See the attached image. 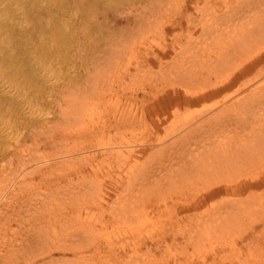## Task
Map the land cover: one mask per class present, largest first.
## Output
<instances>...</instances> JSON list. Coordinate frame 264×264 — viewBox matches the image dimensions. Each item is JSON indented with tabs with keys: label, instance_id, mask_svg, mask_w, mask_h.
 Listing matches in <instances>:
<instances>
[{
	"label": "rangeland",
	"instance_id": "obj_1",
	"mask_svg": "<svg viewBox=\"0 0 264 264\" xmlns=\"http://www.w3.org/2000/svg\"><path fill=\"white\" fill-rule=\"evenodd\" d=\"M257 1H138L133 4L127 21L115 22L114 27L118 32L107 34L100 31L95 47L87 46L83 50L80 48L71 51L70 56L76 63L72 64L73 61L67 60L51 68L52 73L57 75L55 79V74L51 73L55 77L52 79L51 94L60 97L63 95L62 91H67L69 99L77 97L75 102L68 100L61 109L51 108L48 113V127L59 130L63 127L64 130L59 135L66 134L68 138L61 139L63 146L58 144L57 147L41 148L36 153V158L26 161L36 151V146L31 147V132L18 127L8 132L9 137H5V133L0 134V206L2 209L16 207L11 220L0 222V264H185L191 260L198 261L194 264H200L202 258L207 261L206 264H217L214 257L231 253L233 242L237 244V256L241 257L243 254L242 257L246 259L239 264H264V222H257V218L260 220L264 216V209H244L243 214L239 213V222L229 223L232 221L227 218L224 225L215 222V212H210L211 208L206 212L212 202L233 204L249 200L251 204L253 201L257 204L264 197V187L244 194L228 192L215 200L204 199L205 202L197 211L187 209L170 216H167V210L163 214L155 211V208L164 204V200L171 205L181 197L175 205L186 206L191 200L204 194V187L196 179L214 174L207 173L208 168H211L208 161H219L223 157L221 159H224L225 164L222 167H225L226 172L232 171L230 176L237 177L234 175L236 170L248 163L246 160L236 163L239 158L235 154L243 149L237 147L241 146L240 140L246 138V134H252V130L260 131L256 132L257 136L264 132V74L259 79L257 75L261 67L264 71V61L255 66H251L253 62L245 63L244 66L252 67L249 69L252 71L242 74L232 87L222 89L216 97L208 98L202 103L189 102L193 97L199 96L191 94L193 90H201L216 78L219 81L226 80L235 70L240 72L243 68L242 66L239 70L244 49L253 44L264 43L260 39L262 28L260 25L257 27L258 22H264V0H259L261 4L258 5ZM119 16L121 14L116 15L117 18ZM99 70L100 75L96 74ZM67 75L68 79L74 77L77 81L73 85L68 83L65 87ZM89 78L99 79L103 83L105 90L109 91L110 97L108 95L106 98L110 101L105 102L100 92L87 95L85 99L83 88L78 90L77 87L80 84L87 86ZM230 96L232 100L235 96H240L246 102H240L235 109L227 112L229 116L225 114L222 125L220 122L217 124L222 129L228 122H233L234 125H226L224 131H210L212 123L206 121L200 127L197 123L192 125L194 122L191 118L197 112L214 105L218 100L223 102ZM84 101L88 103L80 114L77 110ZM253 118H256L255 122L248 123ZM186 120L188 123L185 125ZM183 124L190 127L187 132L182 130ZM194 126L196 131L193 133L196 135L192 137ZM197 131L201 132L203 138H199ZM40 133L35 135L39 136ZM24 137L27 139L25 146L14 145V142H25ZM247 141L249 139L245 142ZM158 143L162 144L157 150L161 152L156 151ZM115 146L120 147L123 154L115 157L104 155L113 151ZM6 148H9V153H5ZM261 148L258 145L257 152ZM39 153L42 154V159L47 160L40 159ZM57 154L63 155L62 161L54 159ZM93 156L96 159L91 163ZM129 156L131 160L129 166H126L129 168L128 174H124L123 181L119 180L120 183L115 185L110 180V175L116 178L120 172L123 173L125 170L120 171L122 160ZM116 157L119 158L114 160ZM261 157L251 162L254 170L264 171V155ZM88 159L90 163L85 164L84 181H79L77 176L70 181L69 174L63 176L67 172L66 168ZM20 160L25 162L20 164ZM55 163L57 164L54 165ZM96 166L102 170L94 175L93 169ZM39 168L46 171L49 178L45 185L39 183L36 189L43 191V194H39L40 198L35 201L51 199L49 205L61 208L57 209V215L62 218L61 221L51 219L44 223L47 231L42 240L32 236L35 228L27 231L31 224L46 221L49 214L48 218L35 220L37 213L34 212L37 207L22 200L23 205L19 207L16 205L14 192L6 189L15 179L18 187L16 192L21 197L27 191L30 181L22 180L21 177L28 171ZM250 168L251 166H247V170ZM238 172L243 173L240 170ZM35 174L33 184L40 181L39 172ZM54 175L58 177L54 180L56 184L50 178ZM191 178L196 183H190ZM100 189L107 201L103 206L104 213L95 209L87 216L85 221L88 223L84 221L81 225L76 224L74 214H67L63 208H73L77 204L76 197L87 199L84 195L88 191L94 197ZM138 195L146 199V204L141 205L145 212L132 215V211L136 210L131 206ZM119 201L121 205L115 207L118 212H111L114 210L110 209L113 202L119 204ZM121 212L127 216L118 217ZM22 219L30 221L19 224ZM166 219H178V226L162 234L167 237L172 233L165 243H157L156 238L160 237L159 229L162 224H170ZM85 224L95 225L94 232L78 236V228ZM133 224L137 226L131 227ZM18 227H22L21 231ZM136 242H140L141 246L139 245L137 255L134 256L132 248ZM147 246L152 247L153 251L148 250ZM167 246L179 257L177 263L169 260L172 254ZM91 247L92 250L89 251ZM96 247L97 252L94 250ZM78 248H87L84 254L88 258L84 259L79 253L73 252ZM252 252L256 253L254 259L251 257Z\"/></svg>",
	"mask_w": 264,
	"mask_h": 264
},
{
	"label": "bare ground",
	"instance_id": "obj_2",
	"mask_svg": "<svg viewBox=\"0 0 264 264\" xmlns=\"http://www.w3.org/2000/svg\"><path fill=\"white\" fill-rule=\"evenodd\" d=\"M138 1L144 2V0H138ZM138 1L136 0H0V134L5 133L6 134L5 137L6 136L9 137L10 134L8 132H11L12 130H15L14 128H18V127H24L28 133L31 132L32 135L30 136V138L32 140V145L31 144L30 145L31 147L36 146V151L33 150L34 152L32 153V155H29L27 157L26 161H28L29 159L36 158L37 157L36 153L39 152L41 148H47V147H52V146L57 147L58 144L63 146V142L61 139L68 138L66 134L63 136L59 135L60 131L64 130L63 127H61L60 130L58 128H54V127L50 128V126L48 127V122L50 118L48 113L50 112L51 108H55V110L61 109L62 105L68 100L75 102L77 97L69 99L67 97L68 96L66 93L67 91H62L63 95L60 97H56L54 94H51L50 89L52 87L51 85L52 79L54 76H56V78L55 77L54 78L57 79L56 73L54 72L55 74L54 75L51 71L52 70L51 68H53L56 65L63 64L67 60L73 61L72 64L76 63L74 61L75 59L70 56L71 51L73 50L75 51V49H80V48L83 50V48H86L87 46H91L92 48L95 47L96 41H97L96 40L97 35L99 34L100 31H104L107 34L118 32V30H116V28L114 27L115 22L119 20L127 21L128 16L132 11L133 4H136V2ZM256 4L257 5L261 4V1L258 0ZM120 14L121 16L117 18L116 15H120ZM259 25L262 28L261 30L262 34L260 33L261 34L260 39L264 40V22H258L257 27ZM243 52L244 54H242V58H241L242 61L240 62L239 70L241 69L242 66L243 68L240 70V72L238 70H235L234 72H232L233 75L228 77L226 80L223 79L219 81L216 78V80H211V82L209 81V83H207V85L204 86L201 90H198V89L195 91L193 90L191 94L196 93L199 96L193 97L191 100H189V102H192L194 104L200 101L202 103L208 98L216 97L219 94V92H221L222 89L227 88V87L229 89L230 87H232V85L236 83V81L238 80L239 77H241L242 74L252 71V70H249L252 67L244 66L245 63L253 62L251 66H255L264 61V43L263 42L259 44H253L251 45V47H247V49H244ZM176 62H178V60H176ZM262 69L263 67H261L259 71L257 72L258 79L264 74L263 73L264 71H262ZM88 71L90 72V70ZM100 72L101 70H99L96 74L100 75ZM51 73L54 76H52ZM58 73L60 72H57V74ZM71 73H73V71ZM71 73H68V74H71ZM68 78L69 76L67 75V79H66L67 82L65 81L66 84L64 83L65 87L68 83L73 85V82L77 81L73 79L74 77H72V79H68ZM77 88L78 90H81L83 88V93L85 92L86 94L85 99L87 95H92V94L96 95L97 92L98 93L100 92L99 94L100 96L105 98L104 99L105 102L108 100L110 101V99L106 98L109 95V91L105 90L106 89L105 86L103 85V83L99 81V79L96 80V79L89 78L87 80V86H85V84H80V86H78ZM262 92H264V90H262ZM242 101L246 102V99L240 96H235L233 100L231 96L227 97L224 99L223 102H220V100H218L215 104L213 103L214 105H211L210 107H206L205 109H202L200 112H197L198 114L191 118L193 119V122H194V123L192 122L193 123L192 125L194 124L196 125L197 123L198 126L200 127L203 125V123L207 122V123H212V127H210V131H224L226 125L230 126V125H234V123L228 122L222 129L220 126L223 124L222 123L223 117L225 116L227 112H230L233 109H235L237 105H239L240 102ZM87 103H88L87 101L81 102L80 103L81 107L77 110V112L81 114L85 109L84 106ZM61 112H63V110ZM226 115L229 116V114H226ZM252 120L253 121L249 120L248 123H251V124L254 123L256 118H253ZM218 122H220L221 125H218L219 124ZM187 123L188 122L186 120L185 125ZM245 123H247V121ZM185 125L183 124L182 130L187 132V129H190V127L187 128V126L185 127ZM245 130L246 128H244L243 131ZM195 131L196 129L194 126V128L191 131L192 137L196 135L193 133ZM38 132H41V133L39 134V136H36L35 133L38 134ZM48 132L49 134L47 135ZM251 132L252 134L251 133L246 134L245 135L246 138L240 140L241 146L240 145L237 146L236 144L237 147L243 148L241 149L239 153L235 154V156L239 158V160L236 161V163H239L243 160L248 161V163L245 166L239 167L238 169V171L239 170L243 171V173L241 172L239 173L236 170L237 173H234V175H236L237 177L230 176L232 171L226 172V169H224L225 167L224 168L222 167L225 164L224 159H221L223 157H221L219 161H216V160L208 161L207 163L211 165L210 166L211 168H208L207 173L211 174V172H214V174L211 176L209 175V176H204L200 178L198 177L196 179L197 181H199L197 183L201 184L204 187L203 188L204 194H202L200 197L196 198L195 200H191L189 203L186 204V206L184 205L185 207L184 206L177 207L175 205V203L179 202L182 199L181 197L180 199L179 198L175 199L174 200L175 203L174 204L172 203L173 205L172 204L168 205L167 203L168 201L166 202L164 200L163 202L164 204H162L161 207L159 206L160 208L159 207L155 208L156 209L155 211L161 212L160 214H163V211L166 212L167 210L168 212V215L166 213L167 216H170V214L172 213L177 214L178 211L187 210V209L192 210V211H197L198 208L205 202L204 199L205 200H209V199L215 200L219 196H223L227 194L228 192H231V193L233 192L234 194H239V193L244 194L246 192L254 190L255 188L260 189L264 187V171L260 169L259 171L254 170L251 164V162H254V160L257 157L262 158L261 155L262 154L264 155V132L263 133L261 132L258 136H257V133L260 131L257 132V130H254V131L252 130ZM197 133L199 134V138H203L202 134L200 135L201 133L200 131H197ZM144 134L145 133L143 132V135ZM243 135L244 133L241 134V137H243ZM217 136L218 137L220 136V132L217 133ZM246 139H249L250 143L248 141L245 142ZM23 141L25 142L21 144L19 142L17 143L14 142V145L15 146H19V145L25 146L27 144L26 137H24ZM66 143L68 144L69 142H66ZM157 145L158 146H157L156 151L162 147L161 146L162 144L160 143H158ZM258 145L262 147L261 148L262 150L261 151L259 150V152H257ZM7 146H10V145H7ZM119 148L115 146L113 151H109L105 153L104 155L105 156L110 155L111 157L120 156L121 154H123V152ZM8 149L9 148H6V150H4L5 153H9ZM22 151H24V149ZM157 152H161V151H157ZM39 157L40 159H42L43 157L42 154L39 153ZM62 157L63 155L60 156L57 154L55 155L54 159H57L58 161V160H61ZM118 158L116 157L114 158V160ZM95 159H96V156H93L91 158V163H93ZM42 160H47V159L43 158ZM130 160H131V156H129L128 159L122 160L123 165L120 171L125 170L123 173L120 172L118 176H115L116 178L110 175L111 176L110 180L115 182V185H118L120 183L119 180L123 181L124 174L127 176L129 168L126 166H129ZM89 161L90 159L84 162H80L79 164L75 163V165L69 166L68 168H66L67 172L65 173L63 172L64 173L63 176H66L69 174V177L68 176L67 177H68V180L70 181H73L76 176L78 177L79 181L81 180L84 181L85 180L84 172H85V166H86L85 164L90 163ZM24 162H25L24 160H20L19 163L23 164ZM56 164L57 163H55L54 165ZM48 165H49V162H48ZM247 166H251V168L247 170ZM101 170H102L101 167L96 166L95 169H93L94 175H97L98 172H100ZM36 172H39L38 175L40 176V181L36 184L35 183L33 184V181L37 175L35 174ZM48 178H49L48 173L46 171H43V169L41 168L35 171H28L26 174H24L21 177V179L22 180L30 179L28 183L29 186L27 188V191L23 193L24 195L20 197L19 196L20 194H17L16 192L18 187H17V183L15 179L14 178L9 179L6 177V179H9V180L14 179L11 182V184L8 185L6 189L7 191H11V193L14 192V195L16 196L15 201L17 202L16 205H19V207L23 205V203H21L20 200H22L24 203L27 202L28 204H31V203L34 204L37 207L35 208L36 212H34V213H37L35 220L37 218H40V219L48 218V214H49V218L46 221L44 220L45 222L39 221L38 224L36 223L33 225L31 224V227L27 231V232H30L31 230L35 228L33 230L34 233L32 234V236L34 238L38 237L40 238V240L43 239V236L46 235L45 231H47V228H44L45 227L44 223L50 222L49 220L51 219H53L54 221L62 220V218L57 215V212L59 211L57 209H61V208L51 207L52 205H49V203H51L52 201L51 199L44 200L43 198V201L42 200L38 202L35 201L37 198H40L38 196L39 194H43V191L37 190L36 188L39 187L38 186L39 183H42L43 185H45L46 181H48ZM50 178L54 184L55 183L54 180L57 179L58 177L54 175V176H50ZM196 180H192L191 178L189 179V182L190 183L192 182L193 184L194 181L196 183ZM31 186L33 188H31ZM91 195H92V192L88 191V193L84 195V197H88L87 199L76 197L77 200H75V202L77 204L74 205L73 208L71 207L63 208L62 207L64 210L67 211V214L68 213L74 214L73 217L76 218L75 220L76 224L79 223V225H81L82 224L81 222H84L88 218L87 216L90 213H93L95 209H98V210L100 209L104 213L105 209H103V206L104 204H107V201L102 196L103 195L102 190L100 189L94 195V197L98 199L91 197ZM119 198L121 199V197ZM119 198H116V199H119ZM263 198L264 197H262L257 202V204L254 201L251 204L249 200L244 201V202L237 201L236 203L233 202V204H231V202H222V203L212 202L210 203V205H208L206 212L209 210V208H211L210 212H215L213 217L215 218L214 220L215 222H217V224L221 222L224 225V222L227 220V218L228 219L230 218V221H232L229 223L234 224L235 222H239V220H241L240 219L241 214L239 215V213H242L244 209L246 210L248 208L256 209V207H257V211H259L260 209H264V199ZM250 200H253V199L250 198ZM32 201H35V202H32ZM115 202H113L114 204L110 207V209H114L113 211L111 210V212H118L115 209V207L121 205L120 201H119V204H116ZM145 204H146L145 197L138 195V197L135 198L133 205L131 206L133 210H136V211H132L131 214L132 215L135 213L144 214L145 210L141 208V205H145ZM181 204H184V203H181ZM123 207L124 206H122V209L124 210ZM138 208H141V209H138ZM215 208H218L217 211H215ZM15 210H16V207H14L13 209L11 208L2 209L0 206V222L2 221L8 222L9 220H11L12 216L14 215L13 213L15 212ZM123 212L119 213L118 217L122 215L126 217L127 214ZM16 215L17 214H15V216ZM71 216L72 215H70V217ZM101 220H102V217H101ZM261 220H263L264 222V216L261 217L260 220L259 218H257V222ZM25 221L27 223V221L29 222L30 220H25ZM25 221L23 220L19 224L23 225ZM166 221H168V219H166ZM178 221H179L178 219H173L171 221L169 220L168 222L171 224L170 227H169L170 224H167V222H165V224H162V228L159 229L161 232L159 233L160 237L156 238L157 243H160L161 241L164 242L165 240H167V238L171 237L172 233L170 234V236L168 234L167 237L166 235L162 236V234L169 232L170 228L178 226L177 225ZM85 222L88 223L87 221ZM94 226L95 225H92V226L87 225V224L82 225L78 228V231L76 233H78L77 234L78 236L81 233H82V236L88 232L93 233L96 228ZM135 226L137 225L133 224L131 227H135ZM21 229H19L18 227V230L21 231ZM15 231L16 230H14V232ZM235 243L233 242V244H231L232 245L231 249L233 250L231 253L229 252L228 254H225V255L222 254L221 256L218 255L214 257V259L217 261V264H239L241 260H242L241 262L246 260V259L244 260V257H242L243 254L241 255V257L237 256V254L239 253L236 247L237 244ZM139 245L141 246L140 242H136L135 245L133 244V248L131 247L134 256L137 255V251L140 248ZM159 247L160 245L156 248H159ZM147 248L148 250L153 251L152 247L147 246ZM169 248L170 247L167 246L168 250ZM86 250L87 248H84V249L78 248V249H74L73 252L79 253L82 258L86 259L88 258L84 254ZM88 250L89 251L92 250V247L91 249H88ZM94 250L97 252L98 248L96 247ZM169 251L172 254V256L168 255L169 260L170 261L173 260L175 263H177V259H179V257L177 256L176 253L172 252V249ZM255 254H253V252L251 254V257L253 259L256 257ZM251 257L249 258L251 259ZM195 262H198V261L191 260L185 264H194ZM199 262L200 264H206L207 261L203 260L202 258ZM137 264H140V263L137 262ZM167 264H171V263H167Z\"/></svg>",
	"mask_w": 264,
	"mask_h": 264
}]
</instances>
